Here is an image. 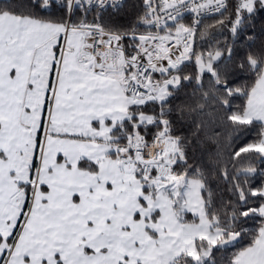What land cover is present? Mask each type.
I'll return each mask as SVG.
<instances>
[{
	"label": "snow or ice",
	"instance_id": "obj_1",
	"mask_svg": "<svg viewBox=\"0 0 264 264\" xmlns=\"http://www.w3.org/2000/svg\"><path fill=\"white\" fill-rule=\"evenodd\" d=\"M217 253L264 264V0H0V264Z\"/></svg>",
	"mask_w": 264,
	"mask_h": 264
},
{
	"label": "trees",
	"instance_id": "obj_2",
	"mask_svg": "<svg viewBox=\"0 0 264 264\" xmlns=\"http://www.w3.org/2000/svg\"><path fill=\"white\" fill-rule=\"evenodd\" d=\"M206 23L212 24L213 21L209 19V20H206ZM223 31L227 33L226 28L223 29ZM217 39H219L221 43H223L225 40V36L218 35ZM205 47H207V45H205ZM179 102L180 101H177L176 103H179ZM190 102L194 103L195 101L192 100ZM234 103H240V101H235ZM174 119H179V115L174 114ZM181 123L184 125L181 129L182 134L191 140V143L188 148L190 157L193 155V153H195V156L198 160L203 159L207 163L209 156L214 154L218 150L216 136L218 133L222 131L221 128L219 127L218 124H213L209 120V123L206 129H202L197 135H193L192 134L193 133L192 124L186 121H181ZM233 146H235V144ZM233 163L236 165V168H240L242 165L247 163V158L243 156L242 154V156L240 158H237L235 161H233ZM229 168L232 169V164L229 165ZM223 258L224 257L222 256L221 253L216 254V259H217L218 264H222Z\"/></svg>",
	"mask_w": 264,
	"mask_h": 264
}]
</instances>
